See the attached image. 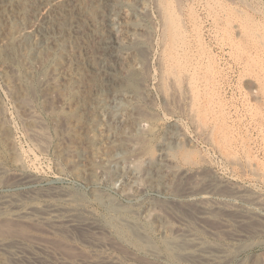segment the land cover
Returning a JSON list of instances; mask_svg holds the SVG:
<instances>
[{
    "label": "bare ground",
    "instance_id": "obj_1",
    "mask_svg": "<svg viewBox=\"0 0 264 264\" xmlns=\"http://www.w3.org/2000/svg\"><path fill=\"white\" fill-rule=\"evenodd\" d=\"M151 2L160 34L145 19ZM178 6L168 0H0V146L8 159V165L0 160V264H52L55 258L125 264L118 254L94 256L111 236L110 249L135 246L168 264H264V255L243 260L244 246L210 245L203 236L208 230L218 238L231 227L230 239L238 242L263 232L264 191L217 176L195 141L204 140L227 165L248 169L264 183L263 163L248 155L250 142L264 154V114L249 108L246 123L219 97L221 80L205 73L203 50L190 47ZM196 16L189 18L198 29ZM229 23L242 33L238 23ZM219 29L231 37L229 28ZM155 44L161 47L158 75L150 71ZM258 82L249 93L264 105ZM157 96L161 115L154 111ZM41 111L61 123L55 141ZM14 114L34 148L48 152L53 145L56 177L68 172L85 190L32 188L41 176L16 142ZM3 186L22 189L4 192ZM224 210L240 213L230 222ZM42 226L62 235L66 247L73 248L67 240L84 244L91 255H58L51 239L32 236Z\"/></svg>",
    "mask_w": 264,
    "mask_h": 264
},
{
    "label": "rangeland",
    "instance_id": "obj_2",
    "mask_svg": "<svg viewBox=\"0 0 264 264\" xmlns=\"http://www.w3.org/2000/svg\"><path fill=\"white\" fill-rule=\"evenodd\" d=\"M168 1H170L175 6L179 5L180 7L178 6V8H179L178 10H182V11H179L180 15L182 14L180 17L181 18L183 17L182 19L185 22L184 24L186 26V30L190 29L189 31L192 33L191 34L187 30V36H188L187 38H189V40H190V47H192L194 51H195V49L197 50L198 48L201 51L203 50L202 51V55L204 57L203 68L204 67L206 68V69L204 68L205 73L210 75L213 79L221 80L222 87L220 89V94L219 93L218 94H219L220 98L222 97L221 99L223 100V102L228 107H230L234 112H237L236 114H238L243 120L244 119L246 120L249 118L248 119V121H249L251 119L249 108H252V107H253V110L255 112L259 111L262 114H264L263 103L262 102L257 103L255 100L253 101V97L249 93V89H248V86L254 81L256 83L259 81L258 83H260L262 86L264 85V71H263V69H264V63H263L264 62V24H263L264 23V0H243V1L242 0H234V1H236L235 3H233L234 1H229V0H217V1L216 0H205V1L204 0H202V1H200V0H175L177 3L174 0H168ZM216 2H218V3H216ZM247 3L250 5H248ZM206 4H210L211 6L213 5L214 7L212 6V7L205 9ZM246 5H248V6H246ZM211 12H212V14H211ZM148 13L149 14L147 15V17L145 19L147 20V22L150 25L152 24L151 25L153 27L152 32L154 34L155 33L160 34L161 33L160 31H162V25L160 22V16H159L158 12L156 11L153 2H151V6H150ZM192 13L195 16L196 15L199 16V17L196 16L197 21H199L197 24V26L199 27L198 29L195 28L194 25L192 24V22L190 21ZM148 16L150 18H148ZM216 17H218V18L216 19ZM229 22L238 23L241 26V32L242 33H239V29H234L233 27H231ZM220 27H225V28L227 27L232 31L231 37L229 38V39H231L232 44L229 43V41H228L229 39H227L226 36L223 35V32H220V29H219ZM214 31H215V34H216V31L220 33L218 37H214V33H212ZM218 39H219V41H218ZM220 41H225L226 44L225 45L222 44V46H224V47H222L218 44ZM197 44L199 45V47ZM229 45H231V48ZM154 47H157V48H154ZM160 48H161L160 46H157V44H155V45H153V49L155 51L154 50H152L153 52L151 51L153 54V57H152L153 61H151L150 71H151V73L154 72L153 74L157 73L156 75L159 74L157 72L156 57L159 54V50H161ZM157 50H158V52H156ZM192 61H194V59L191 60L190 63ZM238 62H240V63H238ZM234 64H235V66H234ZM189 65H191V64H189ZM216 66H217V68H216ZM210 73H212V74H210ZM252 74H254V76ZM0 83H1V81H0ZM154 92H156V91H154ZM154 92L152 94L156 99V95H154L155 94ZM241 94H243V95H241ZM155 101L158 103V105H156L154 111L161 115V113H162L161 111L162 110L164 111V109L161 105V101H160L159 97ZM6 102H7L6 106L11 108L10 101L7 99ZM39 109L41 110V108H39ZM41 113L43 114L42 116H45V119L47 120V122L51 126H53L50 128V131L53 134L50 132V135L52 136V140L55 141L54 139H56V138H54L55 137L54 132L57 130L56 125H58L57 123H59V122H57L56 119L54 117L50 116L48 113L46 114L44 111H41ZM60 117H62V114L60 115ZM50 119H51V121H49ZM248 121L246 120L244 122L247 123ZM59 124H61V123H59ZM185 124H186V127L188 128V130H191L190 124L189 123H185ZM6 127L7 126H5V128ZM243 127H245V125H243ZM12 128H13V135L15 136L16 142L19 145V147L25 152V153L23 152L24 157L26 158L27 163L29 164L30 168L38 176L42 177V178L40 177V179H38L36 182L33 183L32 188H34V187L38 188V189L44 188L46 190H48V189L57 190V188L60 190L66 189V188H67L66 190H69V189L72 190L74 188L75 189L78 188L79 190H85V188L82 187L81 185H79L74 180V178L72 176H70V174H68V175L66 174L68 172L61 174V178L56 177L58 174H57V167L55 164H57L58 163L57 161H59V160L57 159L58 157L56 156V154L53 153L54 152L53 145L51 146V148L48 152H42L41 150L34 148L31 145L30 141H28L29 139L25 136L24 131L22 130L23 126L21 125L20 120L17 118V116L15 114H14ZM201 140L202 139H196L195 148H197L196 150L200 154H203V152H205L203 155H206L210 159L212 171L216 172L217 176H219V177L223 176L222 178H225V179H227V177H228V179H230L234 183L233 185L236 186V184H238V186H236V187H239L241 189L247 188V189L255 190V191H256V189L258 191L259 190L264 191V183L261 182L262 180L259 181V180L253 179L251 177L252 174L250 173V171L248 169H247L248 172L243 170V168H237L236 170H234L232 166H229L226 164V162L222 159L221 156H219L220 154L218 152H216V150H214L204 140H202V141ZM250 143H251L252 147H251V149L248 150V153H249L248 155L255 162L258 161L261 164L263 163L262 167L264 169V154L261 151H258L257 148L254 146V144H252V142H250ZM3 147H4L3 144H1V146H0V160L3 159L5 164L8 165L7 164L8 159H6V157H4V156L2 157V154H1ZM252 148L253 149L255 148V149L253 150ZM201 150H203V151H201ZM255 151H256V153H255ZM220 157H221V160H220ZM261 158H263V159H261ZM231 175H232V177H230ZM237 178H239V179H237ZM7 187L8 186H3L2 191L9 192V190L17 191V190L22 189L21 187H17V186L8 187V188ZM113 190L114 189L110 188L109 193L111 194V196L115 197L116 194ZM250 192H252V191H250ZM115 198L122 200L118 196H116ZM122 201H125V200H122ZM92 203H93L94 210L98 214H100L101 212L102 213L104 212L103 208H101L99 204H97L96 202H92ZM224 212L227 214H230L225 210H224ZM239 213L240 212L236 211V212L232 213V216L230 214V216H226V218L231 222V220L235 219L237 214H239ZM215 218L216 217H213L214 220H215ZM209 221H213L212 218ZM229 221H227V222H229ZM202 225L200 226L201 230H202V227L205 228V230H206V227H207L206 224L203 223ZM227 229H228L227 234H221L220 237L217 236L218 238H216L215 235H210L211 232L208 233V230H207L208 234L203 233V236L208 240V243L210 241V243H209L210 245H214V244L219 242V244H224L225 246H227V244L234 246L235 244H233V243H237V245H239V246L240 245L244 246L245 252L243 251L242 256H241L243 258V260H245V259L247 260L253 254L264 255V230H263V232H261L260 235H256L253 238H252V236H250L248 238L244 237L241 241L235 242L234 240L230 239L231 235L229 233H231V227H228ZM39 230L34 231V234H32V236H35L37 238L39 237L40 239H44L46 241H48V239H51L52 241H48V242H50V243L52 242L51 244L54 246V248H56V249L53 248L54 251H56V253L58 255H62V257L72 256V259H74L77 255L78 256L79 255H84V256L85 255L86 256L91 255L89 247H87V246L85 247L84 244H79L78 242L74 243L71 240H69V241L67 240V243L71 244L73 248L69 247V245L66 247L67 244H65V241H62V239H64V237L62 235L61 236L59 234L52 235L51 233L46 232L45 226L44 227L42 226ZM101 231L102 230L97 231V232H95V234L99 235ZM77 233H80V231H78ZM228 234H229V236H228ZM44 235H45V237H44ZM46 236H48V238ZM111 237L104 239V241L107 242V243L104 242L105 246L108 244L109 245L107 247H103V249H100L99 251H97V253H95L94 256H101V255L107 256L106 254L110 255L113 253V255L118 254L117 256H120V257L122 256L125 264L126 263L127 264H168L167 261H165V260L160 261L158 259L155 260L151 257L149 258V256H145V253L143 254V252L140 249L135 248V246L134 247L131 245L127 246V244H125V246L127 248H131V249H127L125 247L127 252H124V251L121 252L120 250L115 249V248L110 249V247H112L110 245V244H112V242L110 241ZM224 237L226 238V240ZM55 238H57V239H55ZM215 239H217V240H215ZM221 240H224V241H221ZM246 241H248V242H246ZM76 244H78V245H76ZM80 250H81V252L83 251L82 252L83 254H81ZM87 250H88V252H87ZM138 251H140V252H138ZM130 252H133L134 254L133 253L131 254ZM72 253H74V255ZM75 253H77V254L75 255ZM70 254H72V255H70ZM58 255H57V257H59ZM127 256H129V257H127ZM58 259L59 258L53 259L52 260L53 262L51 261L52 264H56V263L61 264L62 262H63V264H67L65 259H63V260L59 259L60 260L59 262H58ZM147 259L150 261H147ZM144 260L147 262H145ZM151 261H152V263H149ZM184 264H188V263H184Z\"/></svg>",
    "mask_w": 264,
    "mask_h": 264
}]
</instances>
